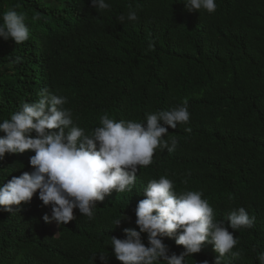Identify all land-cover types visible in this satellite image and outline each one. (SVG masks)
Returning a JSON list of instances; mask_svg holds the SVG:
<instances>
[{"label": "trees", "instance_id": "1", "mask_svg": "<svg viewBox=\"0 0 264 264\" xmlns=\"http://www.w3.org/2000/svg\"><path fill=\"white\" fill-rule=\"evenodd\" d=\"M0 0L3 14L25 16L30 37L17 44L0 37V122L41 90L67 97L74 123L90 133L105 113L114 120L144 122L147 113L170 110L187 98L190 120L168 127L173 152L157 149L140 167L131 191H116L98 202L89 220L57 225L51 205L35 195L19 211L0 206V264H122L111 236L136 228V199L151 179L166 175L176 190H202L216 220L243 206L253 227L233 232L238 243L221 264H259L264 253V0H216L214 13L189 12L185 0ZM135 11L138 19L123 23ZM163 124V122L161 121ZM190 128V131H186ZM5 135L0 131V136ZM30 151V150H29ZM0 160V183L17 172L7 156ZM24 165L22 164L21 168ZM31 172L28 163L23 172ZM14 208L16 206H13ZM126 215L130 219H123ZM122 218L120 225H114ZM226 226H227V222ZM147 246V233H141ZM179 254L175 238H163ZM78 249V251H77ZM95 261L93 257L95 256ZM218 253L211 243L185 257L186 264H209ZM159 264H164L160 261Z\"/></svg>", "mask_w": 264, "mask_h": 264}, {"label": "clouds", "instance_id": "2", "mask_svg": "<svg viewBox=\"0 0 264 264\" xmlns=\"http://www.w3.org/2000/svg\"><path fill=\"white\" fill-rule=\"evenodd\" d=\"M91 6L96 10L110 7L106 0H91ZM185 6L189 12L206 10L210 14L217 8L216 0H185ZM125 19L136 21L138 16L129 11L126 17H119L121 23ZM0 37L12 38L17 44L27 41L30 32L25 16L15 9L6 11ZM40 95L38 101L25 102L0 122V131L5 133L0 136V160L9 154L7 162L12 161L10 165L17 170L5 177L6 184L0 183V206L13 213L20 210L21 202H30L35 195L43 205H51V216L45 213L43 220L57 225L76 219L74 209L92 220L97 203L106 196L131 191L139 168L152 163L157 149L176 150L178 141L164 138L169 133L164 125L175 129L177 123L188 124L190 120L185 98L170 110L147 113L144 122L117 121L105 113L100 126L86 133L74 123L71 110L64 107L67 97L47 89ZM28 163L33 170L28 172L27 166L23 172ZM143 193L144 199H136L135 224L139 231L124 228L123 238L111 236L112 252L122 264H186L185 257L200 252L205 242L218 253L212 264H221L226 254L240 256L239 251H233L238 241L229 227L251 228L255 222L243 206L231 210L226 220H216L202 190L178 192L166 175L149 180ZM123 219L130 218L124 215ZM121 220L116 219L114 225H120ZM141 233H147V246ZM165 237H174L183 251L169 254ZM99 258L107 264L108 255L100 253ZM257 259L264 264V253Z\"/></svg>", "mask_w": 264, "mask_h": 264}, {"label": "rangeland", "instance_id": "3", "mask_svg": "<svg viewBox=\"0 0 264 264\" xmlns=\"http://www.w3.org/2000/svg\"><path fill=\"white\" fill-rule=\"evenodd\" d=\"M51 224H52L53 227L56 229L57 223H56V222H52Z\"/></svg>", "mask_w": 264, "mask_h": 264}]
</instances>
